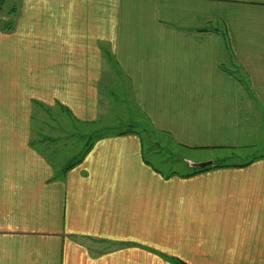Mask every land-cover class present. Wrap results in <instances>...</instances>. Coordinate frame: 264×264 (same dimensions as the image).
<instances>
[{
	"label": "crops",
	"instance_id": "crops-1",
	"mask_svg": "<svg viewBox=\"0 0 264 264\" xmlns=\"http://www.w3.org/2000/svg\"><path fill=\"white\" fill-rule=\"evenodd\" d=\"M9 1L0 264H169L151 249L188 264H264V153L185 178L147 165L136 133L95 139L64 173L67 163L39 148L46 108L94 125L109 112L102 87L119 80L177 145L210 155L258 148L264 0H13L5 9Z\"/></svg>",
	"mask_w": 264,
	"mask_h": 264
},
{
	"label": "rangeland",
	"instance_id": "rangeland-1",
	"mask_svg": "<svg viewBox=\"0 0 264 264\" xmlns=\"http://www.w3.org/2000/svg\"><path fill=\"white\" fill-rule=\"evenodd\" d=\"M12 3L13 0L5 2L4 8L5 5L11 6ZM235 71L237 72L238 69ZM117 72L120 73L121 69L119 68ZM120 82L119 80L117 86L102 87L104 94L101 100L104 103L107 97L110 99V103L106 106L109 112L105 110L94 125L75 123L67 115L56 110L57 108H46V140L45 145H42L41 140H39V148L48 162L52 164L55 162L58 165L68 164L77 159L89 143L97 137H109L120 133L138 134L144 144V157L149 160V162L145 161L146 164L166 177L176 174L185 175V178L195 177L196 174L192 173L194 170L200 169L196 167L199 163L191 165V160L196 162L205 156L216 158L217 165H222L219 164L218 160L233 154L238 158L242 157V161L246 162L251 157L264 153L263 147H260L261 142L264 143V133L261 134L258 148H245L235 152L225 149L210 155V152L199 151L183 144L177 145L170 134L160 132L153 127L148 117L137 106L129 83L126 82L121 86ZM248 103L250 104V100ZM258 110L251 108V115L254 120L256 117H253V114ZM262 128L263 126H261ZM230 160L238 162L236 159ZM212 167L214 166L212 165Z\"/></svg>",
	"mask_w": 264,
	"mask_h": 264
},
{
	"label": "trees",
	"instance_id": "trees-1",
	"mask_svg": "<svg viewBox=\"0 0 264 264\" xmlns=\"http://www.w3.org/2000/svg\"><path fill=\"white\" fill-rule=\"evenodd\" d=\"M3 2H4V0H0V12H1V8H2ZM12 29H13L12 27L6 28V30H12ZM125 134L126 133H120L118 135L119 136H122V135H125ZM103 138H105V137L104 136H100V137H97L96 140H101ZM94 141H95V139L92 142H90L92 144L88 145L87 146L88 148L85 149L83 151V153L77 159L73 160L72 162H70V163H68L66 165V167L63 170V173L69 171L71 168H74L75 166L79 165L82 162V159L87 154V152L91 149ZM222 167H225V166L224 165H219V166L212 167V168L209 167V168H205V169H197V170H194L192 174H199V173H203V172L210 171L211 169L222 168ZM189 176H191V175H189ZM149 251L152 252V253H154V254H156L157 256H159L160 258H162L163 260H165L166 262H169L170 264H188V263L182 261L179 258L170 256V255H167V254H164V253H161L159 251L152 250V249L149 250Z\"/></svg>",
	"mask_w": 264,
	"mask_h": 264
},
{
	"label": "water",
	"instance_id": "water-1",
	"mask_svg": "<svg viewBox=\"0 0 264 264\" xmlns=\"http://www.w3.org/2000/svg\"><path fill=\"white\" fill-rule=\"evenodd\" d=\"M213 165V162H204V163H199L198 165H196V167L200 168V169H205L208 167H211Z\"/></svg>",
	"mask_w": 264,
	"mask_h": 264
},
{
	"label": "built area",
	"instance_id": "built-area-1",
	"mask_svg": "<svg viewBox=\"0 0 264 264\" xmlns=\"http://www.w3.org/2000/svg\"><path fill=\"white\" fill-rule=\"evenodd\" d=\"M5 1V0H4Z\"/></svg>",
	"mask_w": 264,
	"mask_h": 264
}]
</instances>
